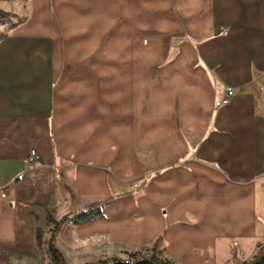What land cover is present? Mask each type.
I'll use <instances>...</instances> for the list:
<instances>
[{
    "label": "crops",
    "instance_id": "crops-1",
    "mask_svg": "<svg viewBox=\"0 0 264 264\" xmlns=\"http://www.w3.org/2000/svg\"><path fill=\"white\" fill-rule=\"evenodd\" d=\"M26 2L0 39V264L34 261L47 215L92 201L104 217L78 228L102 242L159 238L176 264L253 258L264 0Z\"/></svg>",
    "mask_w": 264,
    "mask_h": 264
},
{
    "label": "rangeland",
    "instance_id": "rangeland-1",
    "mask_svg": "<svg viewBox=\"0 0 264 264\" xmlns=\"http://www.w3.org/2000/svg\"><path fill=\"white\" fill-rule=\"evenodd\" d=\"M27 0H0V9L6 16L0 18V39L6 38L5 35L12 27L22 22L26 17ZM25 50L26 45H22ZM72 199L74 196L69 191ZM69 198V197H68ZM67 198V200H68ZM96 202V201H92ZM92 202L80 205L79 203H66L61 206V210L56 214H50L52 220L46 219L45 225L42 224L41 245L37 257L34 261L29 260L28 264H52L49 256V244L58 249L64 258L65 264H95L101 260H108L113 257L129 259L132 255H150L155 253L162 258H169L164 251L161 241L151 242L138 249H129L120 244H108L94 234V230L88 228H78L82 224L74 225L67 215L79 212V208H86ZM81 206V207H80ZM78 210V211H77ZM48 217V215H47ZM87 223V222H86ZM264 242L261 244L263 245Z\"/></svg>",
    "mask_w": 264,
    "mask_h": 264
},
{
    "label": "trees",
    "instance_id": "trees-1",
    "mask_svg": "<svg viewBox=\"0 0 264 264\" xmlns=\"http://www.w3.org/2000/svg\"><path fill=\"white\" fill-rule=\"evenodd\" d=\"M4 16H6V14L0 9V18ZM102 203L103 201L92 202L89 205H87L86 208L80 210L79 212L73 215H67L65 218L70 219L71 223L74 225L90 222L96 218H102L104 217L101 211ZM47 218L49 220H52L50 214H48ZM41 233H42V229L39 226L36 227V240L38 246L41 245V235H42ZM156 242H159V238L156 240ZM48 252L52 264H65L64 258L61 255L60 251L56 249L51 243L49 244ZM95 264H176V263L169 258H162L157 256L155 253H152L150 255H141V256H137V254H134L129 259L113 257L108 260L98 261ZM243 264H264V244L260 245L258 253L253 258L244 262Z\"/></svg>",
    "mask_w": 264,
    "mask_h": 264
},
{
    "label": "built area",
    "instance_id": "built-area-1",
    "mask_svg": "<svg viewBox=\"0 0 264 264\" xmlns=\"http://www.w3.org/2000/svg\"><path fill=\"white\" fill-rule=\"evenodd\" d=\"M225 91L226 94L222 98L216 101L215 103L216 106H221L223 104L228 103L230 98L234 95V89L231 86H227ZM38 158H39L38 153L34 149H31L28 155L26 156L24 162L26 165H32L35 161L38 160ZM2 195L4 196L5 193H2Z\"/></svg>",
    "mask_w": 264,
    "mask_h": 264
}]
</instances>
